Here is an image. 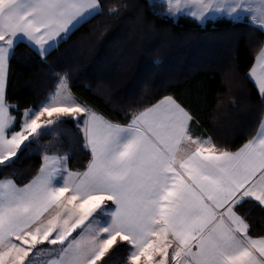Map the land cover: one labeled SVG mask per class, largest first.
<instances>
[{
	"label": "snow or ice",
	"instance_id": "6c2138e0",
	"mask_svg": "<svg viewBox=\"0 0 264 264\" xmlns=\"http://www.w3.org/2000/svg\"><path fill=\"white\" fill-rule=\"evenodd\" d=\"M169 5L182 11L180 0ZM184 7L201 20L248 14L264 29V0H184ZM99 9V0H0V165L30 137L59 134L66 118L90 152L83 171H72L67 155L45 153L23 187L0 180V264H38L43 252L55 254L46 264H105L118 238L128 264H264V236H251L235 210L245 198L264 207V120L230 151L193 135L192 115L172 96L113 123L78 103L65 76L15 129L5 86L17 41L44 56ZM249 76L264 97V46ZM45 243L58 247L38 248Z\"/></svg>",
	"mask_w": 264,
	"mask_h": 264
},
{
	"label": "trees",
	"instance_id": "16d2710c",
	"mask_svg": "<svg viewBox=\"0 0 264 264\" xmlns=\"http://www.w3.org/2000/svg\"><path fill=\"white\" fill-rule=\"evenodd\" d=\"M98 13L74 28L44 56L17 41L8 64L5 99L16 116L37 108L60 76L75 100L113 123L172 96L190 112L193 135L210 137L220 148L237 150L264 119V97L249 70L264 46V29L227 17L200 23L188 15L173 19L160 0H99ZM57 135L30 138L0 165V180L28 183L45 153L68 156V167L82 171L90 159L76 122L66 118ZM236 212L249 234L264 236V207L245 198ZM128 246L116 243L105 264H121Z\"/></svg>",
	"mask_w": 264,
	"mask_h": 264
},
{
	"label": "rangeland",
	"instance_id": "374dc122",
	"mask_svg": "<svg viewBox=\"0 0 264 264\" xmlns=\"http://www.w3.org/2000/svg\"><path fill=\"white\" fill-rule=\"evenodd\" d=\"M160 1H163V2H165L166 3V5H167V14L170 16V17H172L173 19H176L178 16H180V15H188V9L187 8H185L184 7V0H180V8L182 9V11H180V12H176L175 11V8H173V10L172 11H170L169 10V8H170V5H169V0H160ZM173 4H175V0H173ZM188 16H190V15H188ZM190 17H192V16H190ZM219 17H227V18H230V17H228V16H226V15H221V14H208L204 19H197V18H195L196 20H198L200 23H205L206 22V20H208V19H216V18H219ZM192 18H194V17H192ZM246 18H248V14H244V15H242L239 19H233V18H230V19H232V20H243V19H246ZM62 77H65L64 75H62V76H60V78H59V80H58V82H57V85H56V88H55V90L52 92V93H50L49 94V96L50 95H52L56 90H57V87H58V85H59V83H60V80H61V78ZM48 96V97H49ZM82 105V104H81ZM83 106V105H82ZM27 109H30V108H27ZM23 112H24V110H23ZM137 113V112H136ZM13 115V114H12ZM42 120L43 119H45L44 117H42L41 118ZM106 119V118H105ZM108 120V119H107ZM16 130H19V128L18 129H16ZM31 138V137H30ZM23 146V145H22ZM21 146V147H22ZM47 154H49V155H52V154H50V153H47ZM62 155H65V154H62ZM44 156V155H43ZM14 158V157H13ZM12 159V158H11ZM6 162H8V161H6ZM41 167V166H40ZM40 170V169H39ZM39 170H38V172H37V174L33 177V178H35L38 174H39ZM83 171V170H82ZM32 178V179H33ZM3 179H11V178H3ZM31 179V180H32ZM2 180V179H1ZM30 180V181H31ZM29 181V182H30ZM28 182V183H29ZM27 184V183H26ZM25 185V184H24ZM24 185H17V186H20V187H23ZM73 235H75V233L73 234ZM120 242H123V241H120L119 240V238H118V240H117V243H120ZM124 243H126V242H124ZM49 247H58V246H49L47 243H45L44 245H40V246H38V248L39 249H48ZM54 253H47V252H43L42 254H41V256L38 258V264H39V262H41V261H43L44 262V264H46V262H47V260H49V259H51V258H53L54 257ZM127 257H128V251L126 252V254L124 255V257H123V261H122V263L121 264H128V260H127ZM116 263V261H113L111 264H115Z\"/></svg>",
	"mask_w": 264,
	"mask_h": 264
},
{
	"label": "crops",
	"instance_id": "0c3cea01",
	"mask_svg": "<svg viewBox=\"0 0 264 264\" xmlns=\"http://www.w3.org/2000/svg\"><path fill=\"white\" fill-rule=\"evenodd\" d=\"M93 15H94V14H93ZM93 15H92V16H93ZM92 16H91V17H92ZM87 19H89V18H87ZM87 19H86V20H87ZM244 20H248V21L251 23V21H250V19H249V16H248V18H246V19H244ZM83 22H84V21H81V23H83ZM81 23L77 24L74 28H76V27H77L78 25H80ZM74 28H73V29H74ZM73 29H72V30H73ZM72 30H71V31H72ZM71 31H70V32H71ZM70 32H69V33H70ZM69 33H67V34H69ZM67 34H62L60 38H57L55 41L50 42V43L52 44V46L48 49V51H49L51 48H53V47H54V46H55V45H56L61 39L65 38ZM22 41H25L27 44H29V45H30V46H31V47H32V48L38 53V51L36 50V48H34V47H33V46H32L27 40H22ZM38 54H39V53H38ZM256 57H257V56H256ZM255 63H256V58H255V60H254V62H253V65H254ZM253 65H252V66H253ZM252 66H251V68H252ZM249 77H250V76H249ZM250 79L252 80V82L254 83L255 87L257 88V86H256V84H255V82H254V80H253L252 78H250ZM257 90H258V88H257ZM161 99H162V98H161ZM161 99H160V100H161ZM160 100H158V101H160ZM158 101H157V102H158ZM157 102H155L154 104H156ZM152 105H153V104H152ZM152 105H150L149 107H151ZM147 108H148V107H147ZM143 110H144V109H143ZM143 110H141V111H143ZM139 112H140V111H139ZM137 113H138V112H137ZM131 118H132V117H131ZM130 120H131V119H130ZM262 120H264V119H262ZM260 124H261V123H260ZM260 124H259V127H260ZM259 127H258V129H259ZM258 129H257V131H258ZM257 131H256V133H257ZM256 133H255L254 135H256ZM195 136H197V135H195ZM246 142H247V141H246ZM246 142H245V143H246ZM84 143H85V142H84ZM242 146H243V145H242ZM242 146H240V147H242ZM240 147H239V148H240ZM239 148H238V149H239ZM238 149H237V150H238ZM234 151H236V150H234ZM39 169H40V168H39ZM250 199H251V198H250ZM252 200H253V199H252ZM254 201H255V200H254ZM238 215H239V214H238Z\"/></svg>",
	"mask_w": 264,
	"mask_h": 264
}]
</instances>
